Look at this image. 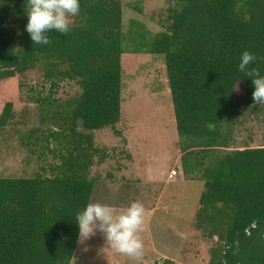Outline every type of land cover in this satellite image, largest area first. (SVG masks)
<instances>
[{"label":"trees","instance_id":"obj_1","mask_svg":"<svg viewBox=\"0 0 264 264\" xmlns=\"http://www.w3.org/2000/svg\"><path fill=\"white\" fill-rule=\"evenodd\" d=\"M80 5L70 33L51 32L52 44L34 46L25 30V0H0V81L43 64L52 91L66 80L82 91L68 102L67 156L54 175L0 178V264L72 263L79 243L76 214L95 190L89 179L94 134L121 121L122 0ZM170 11L166 31L137 52L165 57L183 171L205 184L195 224L221 242L210 264H264V148L231 150L224 131L241 106H257L254 85L238 65L247 50L258 58L250 67L264 75V0H176ZM14 116L13 103L6 104L0 128ZM58 136L50 134L47 142Z\"/></svg>","mask_w":264,"mask_h":264},{"label":"rangeland","instance_id":"obj_2","mask_svg":"<svg viewBox=\"0 0 264 264\" xmlns=\"http://www.w3.org/2000/svg\"><path fill=\"white\" fill-rule=\"evenodd\" d=\"M122 3L125 54L121 121L114 128L94 134L89 179L95 183L91 203L107 204L116 211L134 201L144 205L143 230L139 233L144 243L143 257L134 260L108 249L103 234L97 232L79 241L71 264H164L166 261L152 254V246L170 247L168 257L175 264H210L211 251L221 242L217 237L211 239L195 224L205 190L203 180L189 179L175 164L181 144L165 57L137 52L166 31L176 0ZM74 21L75 17L73 24ZM45 72L41 64L26 76L0 81V117L8 103H13L15 115L8 127L0 128V178H33L39 174L49 178L54 168L61 166V157L67 156L65 136L70 134L72 122L68 102L82 91L77 82L69 80L60 82L52 91ZM241 96L239 89V102ZM48 97L57 103H38ZM229 123L224 131L228 132L231 150L264 143V105L241 106L229 116ZM50 134H58V139L48 143ZM128 138L136 152L127 149ZM150 160L156 163L155 170L165 174L157 185L149 184L146 178ZM172 169L180 175L168 183L166 175Z\"/></svg>","mask_w":264,"mask_h":264},{"label":"clouds","instance_id":"obj_3","mask_svg":"<svg viewBox=\"0 0 264 264\" xmlns=\"http://www.w3.org/2000/svg\"><path fill=\"white\" fill-rule=\"evenodd\" d=\"M80 14V0H25V15L28 17L25 30L34 46H48L53 42L49 33H70L73 18ZM257 59L256 55L244 50L238 70L249 77L254 85V104L264 105V75L258 67H250ZM207 127L210 131L215 129L211 122ZM144 213V205L139 201L119 211L107 204L88 203L76 214L74 222L79 230V241L84 242L100 232L108 249L140 260L144 243L139 233L143 230Z\"/></svg>","mask_w":264,"mask_h":264},{"label":"crops","instance_id":"obj_4","mask_svg":"<svg viewBox=\"0 0 264 264\" xmlns=\"http://www.w3.org/2000/svg\"><path fill=\"white\" fill-rule=\"evenodd\" d=\"M170 94H171V92H170ZM173 103V102H172ZM174 107V106H173ZM175 115V114H174ZM175 122H176V120H175ZM177 128V127H176ZM109 129V128H108ZM105 130H107V129H105ZM105 130H102V131H98V132H103V131H105ZM97 133V132H96ZM138 142V141H137ZM136 142V143H137ZM127 143H128V146H127V149L129 150V151H135L136 152V150L134 149V145H133V143H132V141L128 138L127 139ZM245 146H247V145H245ZM244 146V147H245ZM251 148V147H250ZM255 148H264V143L262 144V145H260V146H257V147H254V148H252V149H255ZM177 153H178V155H176L177 157H176V159H175V164H177V166L178 165H180L181 166V169H182V171H183V167H182V153H181V150L180 151H178L177 150ZM155 166H156V163L154 162V164L151 162V160H150V163H149V165H148V172H147V175H146V178H148V183L149 184H153V185H157L158 183H159V181L161 180V178L162 177H165V174H164V171L163 172H160L159 171V169H154L155 168ZM173 171H176L175 169H172L171 171H170V173L168 174V176L166 175V178H167V181H168V183H170L171 181H175L176 180V178L177 177H179V175H180V173L179 172H177V176H176V178H174V179H170V175H171V173L173 172ZM183 173H184V171H183ZM185 175V174H184ZM189 179H194V180H200V177H194V178H189ZM170 249V247H161L160 249H157L156 247H154V246H152L151 247V252H152V254L154 255V256H157V257H159V259L158 260H161V259H163L164 261H171V262H174V263H177V262H175L174 260H172L170 257H168V250ZM152 262H143L142 264H151ZM133 264H138V263H133Z\"/></svg>","mask_w":264,"mask_h":264},{"label":"built area","instance_id":"obj_5","mask_svg":"<svg viewBox=\"0 0 264 264\" xmlns=\"http://www.w3.org/2000/svg\"><path fill=\"white\" fill-rule=\"evenodd\" d=\"M177 176V172L173 171L172 174L170 175V179H174ZM255 228V226H253ZM249 233V231H247ZM250 234V233H249Z\"/></svg>","mask_w":264,"mask_h":264}]
</instances>
